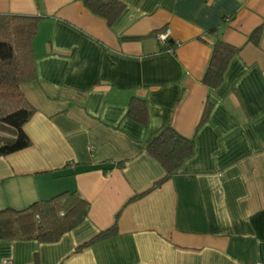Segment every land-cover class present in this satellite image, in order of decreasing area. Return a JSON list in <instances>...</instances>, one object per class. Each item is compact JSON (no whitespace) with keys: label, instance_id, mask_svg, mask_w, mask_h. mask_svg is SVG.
<instances>
[{"label":"crops","instance_id":"1","mask_svg":"<svg viewBox=\"0 0 264 264\" xmlns=\"http://www.w3.org/2000/svg\"><path fill=\"white\" fill-rule=\"evenodd\" d=\"M119 1L109 25L82 0H0V14L39 17L21 85L31 144L0 156V215L62 192L88 203L54 242L0 237V264H264V0ZM218 38L238 52L209 89ZM132 96L145 125L125 116ZM168 125L193 154L165 178L145 147Z\"/></svg>","mask_w":264,"mask_h":264},{"label":"trees","instance_id":"2","mask_svg":"<svg viewBox=\"0 0 264 264\" xmlns=\"http://www.w3.org/2000/svg\"><path fill=\"white\" fill-rule=\"evenodd\" d=\"M94 14L111 25L124 10L119 0H82ZM39 17L36 15L0 14V156L27 148L31 141L23 127L31 118L34 109L21 90V85L36 78L35 56L31 41L36 33ZM162 30V29H160ZM155 35V33H154ZM260 28L250 34L254 43L259 40ZM162 50L172 49L169 38ZM238 48L217 39L211 49L208 65L202 82L214 89L219 86L231 58ZM211 103L200 119L203 122L210 112ZM125 116L145 125L146 101L132 96ZM165 170V178L174 174L185 160L193 154V139L187 138L170 125L155 135L145 147ZM160 181H158L159 183ZM88 203L75 192H62L46 201H34L18 210L1 211L0 237L8 239H36L39 242H54L62 234L72 230L86 216ZM116 232V225L100 231L88 243Z\"/></svg>","mask_w":264,"mask_h":264},{"label":"built area","instance_id":"3","mask_svg":"<svg viewBox=\"0 0 264 264\" xmlns=\"http://www.w3.org/2000/svg\"><path fill=\"white\" fill-rule=\"evenodd\" d=\"M154 36L159 44L164 45L167 39L170 37V29L164 28L156 32Z\"/></svg>","mask_w":264,"mask_h":264}]
</instances>
